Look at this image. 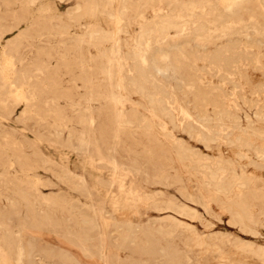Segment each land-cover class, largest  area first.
<instances>
[{
  "label": "rangeland",
  "instance_id": "374dc122",
  "mask_svg": "<svg viewBox=\"0 0 264 264\" xmlns=\"http://www.w3.org/2000/svg\"><path fill=\"white\" fill-rule=\"evenodd\" d=\"M263 34L264 0H0V264H264Z\"/></svg>",
  "mask_w": 264,
  "mask_h": 264
},
{
  "label": "bare ground",
  "instance_id": "6f19581e",
  "mask_svg": "<svg viewBox=\"0 0 264 264\" xmlns=\"http://www.w3.org/2000/svg\"><path fill=\"white\" fill-rule=\"evenodd\" d=\"M59 1H60V0H59ZM168 1H169V0H168ZM181 5H182V4H181ZM177 13H178V12H177ZM160 16H161V15H160ZM157 17H158V16H157ZM161 17H162V16H161ZM161 17H160V18H161ZM165 17H166V16H165ZM160 18H159V19H160ZM164 19H165V18H164ZM164 19H163V20H164ZM155 20H156V19H155ZM155 20H154V21H155ZM160 20H161V19H160ZM165 20H166V19H165ZM165 20H164V21H165ZM168 21H169V20H168ZM186 21H187V20H186ZM194 21H196V20H194ZM124 22H125V21H124ZM190 22H191V21H190ZM190 22H189V24H190ZM192 22H193V21H192ZM150 23H151V22H150ZM153 23H154V22H153ZM156 23H157V22H156ZM161 23H162V25L164 24L163 22H161ZM178 23H179V22H178ZM186 23H188V22H186ZM186 23H185V24H186ZM165 24H166V21H165ZM167 24H171V26H168L169 28H170V27H171V28L174 27V26L172 27V25H173L172 22H170V23L167 22ZM175 24H176V23H175ZM192 24H193V23H192ZM194 24H195V23H194ZM145 25H147V23H145ZM145 25H144V26H145ZM152 25H153V24H152ZM152 25H151V26H152ZM157 25H159V24H157ZM190 25H191V24H190ZM140 26H141V25H140ZM188 26H189V25H188ZM201 26H203V25H201ZM204 26H205V25H204ZM160 27H161V26H160ZM164 27H166V26H164ZM175 27H176V26H175ZM178 27H179V26H178ZM180 27H181V26H180ZM191 27H192V25H191ZM146 28H147V27H146ZM156 28H157V27H156ZM158 28H159V27H158ZM169 28H167V29H169ZM185 28H189V27L185 26L184 29H185ZM196 28H197V27H196ZM200 28H203V27H200V24H199V27H198V29H196V32H198L197 30H200ZM237 28H238V27H237ZM237 28H236L235 30H237ZM240 28H242V27H240ZM148 29H149V28H148ZM150 29H151V28H150ZM167 29H166V31H167ZM243 29H244V28H243ZM139 30H143L142 27H141V29H139ZM139 30H138V31H139ZM163 30H164V29H163ZM179 30H180V29H178V31H179ZM185 30H186V29H185ZM185 30H183V32H184ZM191 30H192V29H191ZM201 30H202V29H201ZM204 30H206L205 27H204ZM204 30H202V31H204ZM145 31H148V30H145ZM174 31H175V30H174ZM194 31H195V29H194ZM257 31H258V30H257ZM141 32H142V31H141ZM143 32H144V31H143ZM151 32H152V29H151ZM162 32H163V31H162ZM162 32H161V33H162ZM188 32H189V31H188ZM188 32H187V33H188ZM200 32H201V31H200ZM261 32H262V31H261ZM105 33H106V32H105ZM138 33H139V32H138ZM147 33H149V32H147ZM161 33H160V34H161ZM185 33H186V31H185ZM185 33H184V34H185ZM187 33H186V34H187ZM145 34H146V33H144V35H145ZM149 34H150V33H149ZM113 35H114V34H113ZM142 35H143V34H142ZM156 35H157V34H156ZM263 35H264V34H263ZM110 36H111V35H110ZM147 37H148V35H147ZM91 38H92V37H91ZM111 38H112V37H111ZM141 38H142V37H141ZM103 39H104V38H103ZM139 39H140V38H139ZM139 39H138V40H139ZM110 40H111V39H110ZM146 42H147V41H146ZM232 42H233V41H232ZM237 42H238V41H237ZM138 43H139V42H138ZM138 43H137V44H138ZM141 44H142V42H141ZM135 46H137V45H135ZM139 46H140V45H138V47H139ZM223 46H224V45H223ZM240 46H241V45H240ZM136 48H137V47H136ZM222 48H223V47H222ZM222 48L220 47V50H221ZM138 49H139V48H138ZM217 49H219V48H217ZM135 51H136V50H135ZM104 52H105V51H104ZM116 53H117V51H116ZM129 55H130V54H129ZM114 56H116V55H114ZM213 56H214V55H213ZM215 57H216V56H215ZM236 57H237V56H236ZM240 57H241V56H240ZM116 58H117V57H116ZM234 58H235V57H234ZM235 59H236V58H235ZM114 60H115V58H114ZM118 60H119V59H118ZM142 61H143V60H142ZM155 64H156V63H155ZM229 64H230V63H229ZM118 65H119V62H118ZM229 68H230V67H229ZM115 76H116V75H115ZM230 76H231V75H230ZM116 77H117V76H116ZM226 78H227V77H226ZM118 79H119V78H118ZM118 83L120 84V82H117V84H118ZM119 84H118V85H119ZM132 84H133V83H132ZM119 86H120V85H119ZM234 86H235V85H234ZM118 89H119V88H118ZM121 89H122V88H121ZM142 92H143V91H142ZM235 92H236V91H235ZM256 92H257V91H256ZM239 93H240V92H239ZM253 93H254V92H253ZM161 94H163V93H161ZM151 95H152V94H151ZM164 95H166V94H164ZM148 96H149V95H148ZM150 97H152V96H150ZM150 99H152V98H150ZM154 100H155V99H154ZM169 100H170V99H169ZM150 101H152V100H150ZM152 102H153V101H152ZM155 102H156V101H155ZM158 102H159V101H157V103H158ZM161 102H162V100H161ZM162 103H164V102H162ZM117 104H118V103H117ZM153 104H154V103H153ZM158 104H159V103H158ZM158 104H157V105H158ZM157 105H156V106H157ZM157 107H158V106H157ZM119 110H120V109H119ZM234 111H235V110H234ZM161 113H162V112H161ZM167 113H168V112H167ZM228 113H229V112H228ZM258 114H259V113H258ZM196 115H197V114H196ZM165 116H166V115H165ZM259 116H261V115H259ZM167 117H168V116H167ZM238 118H239V117H238ZM181 120H182V119H181ZM144 121H145V120H144ZM146 121H147V120H146ZM149 122H150V121H149ZM150 125H151V124H150ZM154 129H155V128H154ZM234 129H235V128H234ZM195 134H196V133H195ZM200 134H201V133H200ZM191 135H192V134H191ZM81 136H83V135H81ZM192 136H193V135H192ZM220 136H221V135H220ZM193 137H195V136H193ZM226 138H227V137H226ZM85 139H86V138H85ZM246 139H247V138H246ZM248 139H249V138H248ZM248 139H247V140H248ZM78 140H79V139H78ZM242 140H243V139H242ZM84 141H85V140H84ZM211 141H212V140H211ZM211 141H210V142H211ZM204 146H205V144H204ZM80 147H81V146H80ZM78 148H79V147H78ZM194 152H195V151H194ZM260 153H262V152H260ZM196 155H197V154H196ZM195 159H196V158H195ZM215 162H216V161H215ZM221 167H222V166H221ZM219 168H220V167H219ZM213 170H214V169H213ZM114 171H115V169L113 170V173H114ZM206 172H208V171H206ZM77 176H78V175H76V177H77ZM180 176H181V175H180ZM72 177H73V176H72ZM209 177H210V176H209ZM215 177H216V176H215ZM231 177H232V176H231ZM68 179H69V178H68ZM73 179H74V178H73ZM228 179H229V178H228ZM66 180H67V179H66ZM75 180H76V179H75ZM77 180H78V178H77ZM67 181H68V180H67ZM79 182H80V180H79ZM111 183H112V182H111ZM182 184H183V183H182ZM81 185H83V184H81ZM83 186H84V185H83ZM242 187H243V186H242ZM109 188H110V187H109ZM240 188H241V187H240ZM220 189H221V188H220ZM241 189H242V188H241ZM86 191H87V190H86ZM238 192H239V191H238ZM87 193H88V191H87ZM158 193H159V192H158ZM141 195H142V194H141ZM157 195H158V194H157ZM162 195H163V194H162ZM235 195H236V194H235ZM60 196H61V195H60ZM88 196H89V195H88ZM41 198H42V197H41ZM66 199H67V198H66ZM199 199H200V198H199ZM202 199H203V198H202ZM64 200H65V199H64ZM64 200H63V201H64ZM8 203H9V201H8ZM167 203H168V202H167ZM102 204H103V203H102ZM160 204H161V203H160ZM171 207H172V206H171ZM92 208H93V207H92ZM94 210H95V209H94ZM171 210H172V209H171ZM80 211H81V210H80ZM100 211H101V210H100ZM188 213H190V212H188ZM22 215H23V214H22ZM100 215H101V214H100ZM100 217H101V216H100ZM93 219H94V218H93ZM94 220H95V219H94ZM90 221H91V220H90ZM164 221H165V220H164ZM97 224H98V223H97ZM94 226H95V225H94ZM99 226H100V225H99ZM101 226H102V225H101ZM103 226H104V225H103ZM157 226H158V225H157ZM96 228H99V227H96ZM101 229H102V228H101ZM103 229H104V228H103ZM152 229H153V228H152ZM96 230H97V229H96ZM154 230H155V229H154ZM102 231H103V230H102ZM95 232H96V231H95ZM163 233H164V232H163ZM14 234H15V233H14ZM154 234H155V233H154ZM167 234H168V232H166L165 235L167 236ZM102 235H103V234H102ZM129 235H130V234H129ZM160 235H161V234H160ZM126 236H127V235H126ZM193 236H194V235H193ZM15 238H16V237H15ZM127 238H128V237H127ZM166 238H167V237H166ZM168 238H169V237H168ZM125 239H126V238H125ZM128 241H129V240H128ZM128 241H127V242H128ZM130 242H131V241H130ZM195 242H196V241H195ZM19 243H20V242H19ZM193 243H194V242H193ZM193 243H192V244H193ZM28 245L30 246V243H29ZM102 245H103V243H102ZM100 247H101V246H100ZM166 247H167V246H166ZM208 247H210V246H208ZM210 248H211V247H210ZM99 249H100V248H99ZM167 249H168V248H167ZM16 250H17V252H16V256H17V258H16V259L19 261L20 259H22V255H23L22 248H21L20 246H18V248H16ZM206 250H207V249H206ZM102 251H103V250H102ZM102 251H101V252H102ZM199 252H200V251H199ZM102 253H103V252H102ZM102 256H103V255H102ZM261 260H262V259H261ZM16 262H17V261H16ZM261 262H262V261H261ZM17 264H18V263H17Z\"/></svg>",
  "mask_w": 264,
  "mask_h": 264
}]
</instances>
